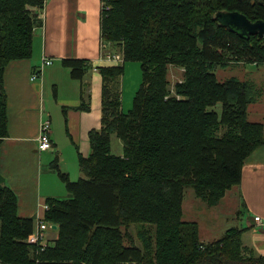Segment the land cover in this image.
<instances>
[{"label": "trees", "instance_id": "obj_1", "mask_svg": "<svg viewBox=\"0 0 264 264\" xmlns=\"http://www.w3.org/2000/svg\"><path fill=\"white\" fill-rule=\"evenodd\" d=\"M29 5L42 10L44 0H0V144L8 134L4 69L32 55L34 31L42 24ZM102 5L109 6L101 11L103 45L118 42L124 63L98 67L102 127L89 133L91 154H79L85 177L71 180L55 159L70 196L46 200L44 221L58 226V237L44 250L28 241L35 221L19 216L17 194L0 178V264H264V255L244 251L241 229L205 243L199 224L183 219L187 188L217 205L240 184L247 156L264 145V123L248 119V106L262 95L258 84L236 77L221 81L214 72L238 61L264 64V37L240 36L216 17L219 11H238L264 20V0H102ZM233 49L241 57L231 56ZM132 60L142 63L143 79L125 113L119 79ZM62 63L81 81L92 64L79 58ZM170 65L184 70L174 91ZM218 103L220 113L209 109ZM113 135L123 143L121 155L112 151ZM133 224H141V246L128 235Z\"/></svg>", "mask_w": 264, "mask_h": 264}, {"label": "crops", "instance_id": "obj_2", "mask_svg": "<svg viewBox=\"0 0 264 264\" xmlns=\"http://www.w3.org/2000/svg\"><path fill=\"white\" fill-rule=\"evenodd\" d=\"M28 8L39 13L42 24L34 31L32 55L10 61L3 72L8 134L0 144V178L3 185L17 194L19 216L34 219L36 232L38 220H44L46 200L70 196L54 169V159L58 158L60 170L71 179L68 166L74 164V159L79 163L80 153L85 157L91 154L89 133L102 127L103 77L98 67L121 63L103 57L111 46L103 47L100 37L102 0H44L42 10L32 5ZM44 55L52 58L53 64L45 67L39 79L33 80ZM65 58L91 61L82 81L75 79L71 69L63 65ZM240 63L243 64L232 62L227 66ZM244 80L258 84L252 79ZM261 90L260 99L264 95ZM84 104L90 108H82ZM252 104L248 108L249 120L259 122L250 118ZM47 117L51 120L53 147L42 151L38 137ZM80 176H84L81 169ZM227 195L234 200L237 209L234 214L243 224L237 228L242 230L244 251L264 255V225L259 230L250 227L254 216L264 219V145L247 156L240 184L229 189L223 198ZM46 224V239L52 244L58 237V229Z\"/></svg>", "mask_w": 264, "mask_h": 264}, {"label": "rangeland", "instance_id": "obj_3", "mask_svg": "<svg viewBox=\"0 0 264 264\" xmlns=\"http://www.w3.org/2000/svg\"><path fill=\"white\" fill-rule=\"evenodd\" d=\"M99 30L102 40L101 21ZM110 46L111 48L109 49L113 53L122 51L119 48L120 44L118 42H111ZM231 51L229 52L231 56H240L239 50L233 49ZM239 62L241 61H238V63ZM242 62L243 64L240 63L236 66H217L214 72L221 81L230 77H237L242 80L252 79L258 83V86L260 89L262 88L264 92V64L257 66L252 62ZM120 63L123 64L124 62ZM180 68L181 67L175 65H170L169 67L168 77L170 79V88L172 91H174L175 84L179 82V79L183 78L184 70L181 71ZM142 79V63L137 60L125 62L124 73L119 79L122 96V110L125 113H128L130 109H132L134 97L141 86ZM209 109L220 113L222 110V103H218ZM250 113L251 119L264 123V95L259 102L252 104L250 107ZM112 151L115 154H118V152H123V143L116 135L112 136ZM64 167L66 169L69 168L70 171H72V180L77 181L80 179V165L77 163V159H74L73 165H69L68 168L66 165H64ZM229 196L230 195H227V197L223 198L217 205L210 206L202 199L196 197L193 188L189 187L186 189L183 201V219L195 221L199 224V235L202 242H209L213 241L214 239H219L223 237L229 229L234 227L237 228V226L240 225L242 227L243 224L241 223V219L238 220L236 214H234L237 210L233 205L234 200H231ZM139 226H141V224L131 225L128 228V235L132 238L135 244L141 246L142 243L138 236V229L140 228ZM147 227L150 232L153 230V226L148 225Z\"/></svg>", "mask_w": 264, "mask_h": 264}, {"label": "built area", "instance_id": "obj_4", "mask_svg": "<svg viewBox=\"0 0 264 264\" xmlns=\"http://www.w3.org/2000/svg\"><path fill=\"white\" fill-rule=\"evenodd\" d=\"M104 8L109 9V6L103 7L102 5V9ZM104 46L105 45H103V47ZM103 57H105L107 61H119V62L123 61L124 58L122 51L118 53L106 51L103 54ZM52 64H53V59L44 55L42 58V63L39 66V68L33 73L32 79L33 80L39 79L42 76L45 67L50 66ZM51 132H52L51 120L47 117L42 122L41 133L38 137L39 147L42 151L49 150L53 147ZM45 208L48 209L49 205L46 204ZM37 223H38L37 230L36 232L33 233V235L29 238L28 241L32 244H37L41 248V250H44L48 246V242L46 239V229L48 228V226L43 219H39ZM263 225H264V219L260 215L254 216L253 222L250 221V227L255 228L256 230H259Z\"/></svg>", "mask_w": 264, "mask_h": 264}, {"label": "water", "instance_id": "obj_5", "mask_svg": "<svg viewBox=\"0 0 264 264\" xmlns=\"http://www.w3.org/2000/svg\"><path fill=\"white\" fill-rule=\"evenodd\" d=\"M216 17L220 24L229 27L240 36L258 35L264 37V20L252 21L245 14L238 11H219ZM57 227V225H53V228Z\"/></svg>", "mask_w": 264, "mask_h": 264}, {"label": "bare ground", "instance_id": "obj_6", "mask_svg": "<svg viewBox=\"0 0 264 264\" xmlns=\"http://www.w3.org/2000/svg\"><path fill=\"white\" fill-rule=\"evenodd\" d=\"M227 12V11H226Z\"/></svg>", "mask_w": 264, "mask_h": 264}]
</instances>
